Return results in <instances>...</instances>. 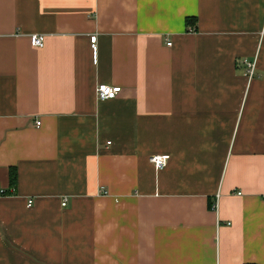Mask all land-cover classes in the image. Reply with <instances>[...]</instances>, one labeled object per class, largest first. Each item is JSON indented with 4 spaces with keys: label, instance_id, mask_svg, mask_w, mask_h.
<instances>
[{
    "label": "crops",
    "instance_id": "obj_1",
    "mask_svg": "<svg viewBox=\"0 0 264 264\" xmlns=\"http://www.w3.org/2000/svg\"><path fill=\"white\" fill-rule=\"evenodd\" d=\"M0 264H264V0H0Z\"/></svg>",
    "mask_w": 264,
    "mask_h": 264
},
{
    "label": "built area",
    "instance_id": "obj_2",
    "mask_svg": "<svg viewBox=\"0 0 264 264\" xmlns=\"http://www.w3.org/2000/svg\"><path fill=\"white\" fill-rule=\"evenodd\" d=\"M43 39L44 37L42 35H31L30 36V43L34 47H41L43 45ZM97 37L95 35L90 37V47L93 52L94 61H96V53H97ZM168 46H170V43H167ZM242 63H245L246 65V77L248 81H251L255 74V62H247L244 60ZM120 92V87L117 86H109L107 84H99L96 86L95 89V95L99 101H107L114 99L117 94ZM36 125H39L37 122ZM169 159V156L167 155H157L152 156L149 161L154 166L156 170L163 169L167 161ZM1 193H4L1 191ZM32 201H28V206H30ZM62 206H65V203L62 204Z\"/></svg>",
    "mask_w": 264,
    "mask_h": 264
},
{
    "label": "trees",
    "instance_id": "obj_3",
    "mask_svg": "<svg viewBox=\"0 0 264 264\" xmlns=\"http://www.w3.org/2000/svg\"><path fill=\"white\" fill-rule=\"evenodd\" d=\"M196 22H197L196 18H193V17L185 19V25L187 28H195ZM9 175H10V184L13 187L15 185V182H16V171H15V169H10Z\"/></svg>",
    "mask_w": 264,
    "mask_h": 264
}]
</instances>
